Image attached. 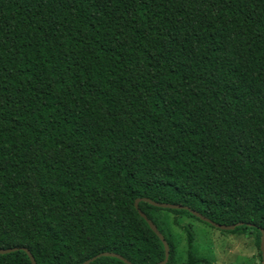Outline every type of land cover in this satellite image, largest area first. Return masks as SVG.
I'll list each match as a JSON object with an SVG mask.
<instances>
[{
	"label": "trees",
	"instance_id": "trees-1",
	"mask_svg": "<svg viewBox=\"0 0 264 264\" xmlns=\"http://www.w3.org/2000/svg\"><path fill=\"white\" fill-rule=\"evenodd\" d=\"M145 198L244 224L263 263L264 0H0V250L159 264ZM139 209L168 264L170 225L212 264L180 220L209 224Z\"/></svg>",
	"mask_w": 264,
	"mask_h": 264
},
{
	"label": "rangeland",
	"instance_id": "rangeland-1",
	"mask_svg": "<svg viewBox=\"0 0 264 264\" xmlns=\"http://www.w3.org/2000/svg\"><path fill=\"white\" fill-rule=\"evenodd\" d=\"M168 218L170 223L174 216L170 215ZM180 223L191 227L195 235V252L203 260L212 264H263L253 234L233 235L231 232L210 227L195 219L183 218ZM170 227V231L178 241L180 260L182 258L179 264H182L186 261V234L179 228L171 225Z\"/></svg>",
	"mask_w": 264,
	"mask_h": 264
},
{
	"label": "water",
	"instance_id": "water-1",
	"mask_svg": "<svg viewBox=\"0 0 264 264\" xmlns=\"http://www.w3.org/2000/svg\"><path fill=\"white\" fill-rule=\"evenodd\" d=\"M141 202L148 203L149 205H151L153 207H156V208H160V209L185 210V211H188L193 216H195L196 218L201 220L202 222L207 223L210 226H212V227H214L216 229L222 230V231L232 232V231H235L237 228L244 226V224H237V225H233V226L220 225V224H217V223L211 221L210 219H208L207 217L203 216L199 212L191 210L188 207H184V206H181V205L157 203V202H154V201L146 199V198L145 199H138L135 202L136 210L138 211L140 217L146 221V223L149 225L150 229L161 240V242H162V244H163V246L165 248V260L163 262L159 263V264H168L169 258H170V246H169L168 242L166 241L165 237L158 230L156 225L139 209V205H140ZM18 250L24 251L28 255V257L31 260L32 264H37L36 260L34 259L33 255L31 254V252L28 249H26V248H22V249L12 248V249L0 250V256L12 254V253L17 252ZM261 252H262V255H263V264H264V232H262ZM101 258H116V259L121 260L125 264H132L129 261L125 260L123 257L118 256L116 254H111V253H103V254H101V255H99V256L91 259V260H88L87 262H85L83 264H92V263H94L95 261H97L98 259H101Z\"/></svg>",
	"mask_w": 264,
	"mask_h": 264
}]
</instances>
